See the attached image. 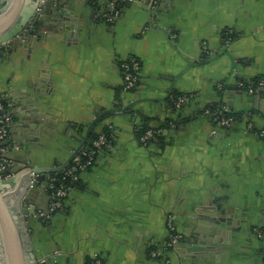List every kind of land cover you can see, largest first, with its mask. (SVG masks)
Instances as JSON below:
<instances>
[{"label":"crops","instance_id":"0c3cea01","mask_svg":"<svg viewBox=\"0 0 264 264\" xmlns=\"http://www.w3.org/2000/svg\"><path fill=\"white\" fill-rule=\"evenodd\" d=\"M108 1L70 4L74 29H41L1 54L0 97L13 122L16 108L27 125L11 127V167L64 162L101 108L164 98L171 78L196 62L169 98L190 96L177 113L168 98L107 116L113 144L63 208L51 212L39 184L11 187L24 249L38 264H84L96 255L104 264H264V139L256 133L264 91L240 85L264 76V0H123L112 22ZM132 58L139 85L119 98L121 64ZM217 103L241 119L219 125L204 112ZM141 116L176 119L164 147L140 143ZM169 223L180 238L166 251Z\"/></svg>","mask_w":264,"mask_h":264},{"label":"water","instance_id":"95a60500","mask_svg":"<svg viewBox=\"0 0 264 264\" xmlns=\"http://www.w3.org/2000/svg\"><path fill=\"white\" fill-rule=\"evenodd\" d=\"M159 2L165 3L166 0H160ZM70 4L83 7L85 4H90V0H0V56L1 54L4 55L5 52L11 53L20 42H30L34 38V35L38 34L41 29H45L46 31L53 29L52 31L54 33L74 29V26L71 25L73 18L68 11ZM196 64V62H189L179 74L171 78L172 83L169 92L164 98H139L126 105L121 101L119 102V106L101 108V111L87 125L84 134L79 137L78 146L64 162L55 164L54 166L41 167L36 166L30 159H27L26 161L21 160L22 165L17 168H12L9 162L7 168L0 171V241L3 246L2 260L4 264H38L33 261L35 256H31L24 249L18 226L19 216L10 205V196L13 193L11 187H14L18 183L19 187L24 185L29 186L31 173H35L38 175L37 182L41 186L40 188L49 192L47 186L49 182L47 178L48 173L62 171L71 163L74 157L84 148L100 120L105 119L109 115L131 111L134 106L143 101H164L168 99L174 91L175 83L188 70L195 67ZM15 112L16 108H13L16 121L13 122L12 127L15 128V126H18L17 121H20L23 127H26V123L24 124L26 118L20 117V115L18 116ZM29 146V143L24 144L26 149ZM8 160L10 161L9 157ZM32 192L33 190H27L25 194L26 198L24 197L26 199H24L26 201L25 210L28 214L30 213L28 198L32 196Z\"/></svg>","mask_w":264,"mask_h":264},{"label":"built area","instance_id":"2783aa9c","mask_svg":"<svg viewBox=\"0 0 264 264\" xmlns=\"http://www.w3.org/2000/svg\"><path fill=\"white\" fill-rule=\"evenodd\" d=\"M109 12L106 14V19L109 22H112L115 20L116 17L119 15V11L116 9V0H110L109 3ZM122 69V75L124 79V90L130 91L135 84L139 81V70L140 65L137 61L134 59L129 61H124L121 64ZM241 86H243V82L240 83ZM257 89L264 90V81H260ZM250 91H253L254 88L252 86L249 87ZM187 101L186 97H179L176 101L177 107H181L185 102ZM209 113V111L207 112ZM218 114H223L221 110L217 111ZM216 123H218L221 126H229L232 123V119L225 117V116H216L214 118ZM13 123V115L12 112L9 109V104L4 103V99L0 97V171H3L7 168L8 163L10 162L7 157V152L9 149V136L11 132V127ZM248 127L250 129H254L253 124L249 123ZM257 135L264 139V128L259 129L256 131ZM150 133L146 136V138L149 136ZM104 147H110V144L108 143L105 135H100L98 139L93 141V149L91 151L86 150L84 152L85 155L88 156L87 160L85 162L82 161L81 156L76 155L72 161H74V165L70 166V164L65 168L66 176H71L72 181H75L78 179L77 171L81 170V172H86L89 167L93 165L95 155L103 151ZM70 166V167H69ZM37 174L31 173V181H30V187L35 186L38 184L37 182ZM8 177V175H6ZM53 180V179H51ZM72 188L70 186H62L55 192L51 194L50 199V211L54 212L58 209L63 208L66 197L69 195ZM170 231H173L171 234L172 240L170 242V245H173L176 243L180 235L177 234L174 230V227L171 223H169ZM2 253H3V246L0 241V264H4L2 260ZM99 257V258H98ZM95 260L92 264H103L101 258L102 256L96 255L93 257ZM85 264V263H84Z\"/></svg>","mask_w":264,"mask_h":264},{"label":"trees","instance_id":"16d2710c","mask_svg":"<svg viewBox=\"0 0 264 264\" xmlns=\"http://www.w3.org/2000/svg\"><path fill=\"white\" fill-rule=\"evenodd\" d=\"M110 1V0H109ZM124 6V2L123 0H116V9L119 11V15L118 17L121 15L122 13V9ZM109 12V10L107 11ZM117 18V17H116ZM224 38H226V40H230L234 38V35L232 33H230L229 31H226V33L224 34ZM133 60H127L129 62H131ZM135 61H137L138 63L140 62L138 59H134ZM122 70V69H121ZM253 81V84L250 85L248 82L244 81L243 82V88L248 89L250 86L252 87H257L260 81H264V76L255 78ZM139 85V81L135 84V86L131 89V91H134L137 89ZM124 91V86L120 89L119 91V98L121 93ZM264 91V90H262ZM186 97L188 99V97L190 95H183L180 93H174V95L168 99V109L171 113H177L179 112V110L183 107V105L186 103H184L181 107H177L176 105V101L178 100L179 97ZM4 103L7 104L8 102L6 100H4ZM119 105V103H118ZM221 110L222 111V115L218 114L217 111ZM209 111V115L213 118L216 116H225L228 118L232 119V123L236 120H240L242 115L240 113H235L227 108H225L221 103H217L214 104L213 106H210L209 108H207L204 112H208ZM104 119L100 120L98 122V124L95 126L93 132L90 135L89 140L87 141V143L85 144L84 148L77 154L79 156H81L82 161L85 162L88 158L87 155L84 154V152L86 150L91 151L93 149V141L98 139L100 135H105L108 143L113 144V140H114V135H113V128L107 124L103 123ZM157 122V124H154L153 122ZM174 126H177V122L175 118H164L161 120H156L154 118L151 117H147V116H141V122L136 124V136L138 138V140L140 141V143L144 144V145H148V144H152L155 143L161 147H164L166 144V131H169L170 129H172ZM79 128H81L83 130V126H79ZM149 134V136L146 138V136ZM108 147H104L103 150L107 149ZM99 154V153H98ZM98 154L95 155L94 158V162L98 156ZM93 162V164H94ZM74 165V161H71L70 166ZM69 166V167H70ZM90 169V167H89ZM88 169V170H89ZM67 170V169H66ZM66 170H62V171H57V172H50L48 173V191L50 193V195L55 192L56 190H58L59 188H61L62 186H70L72 189L73 188H79L82 185V173L81 170L77 171L78 174V179L75 181H72L71 176H66L65 172ZM53 179V180H51ZM173 233V231H170V236L168 237L167 241H166V251H170L172 249V246L169 245L172 237L171 234ZM162 256V255H161ZM159 255H157V257H161ZM99 258V257H98ZM96 259H94L93 257L89 258L85 264H92L95 262ZM103 264H104V259L101 258Z\"/></svg>","mask_w":264,"mask_h":264},{"label":"flooded vegetation","instance_id":"af4514ba","mask_svg":"<svg viewBox=\"0 0 264 264\" xmlns=\"http://www.w3.org/2000/svg\"><path fill=\"white\" fill-rule=\"evenodd\" d=\"M108 10H109V8H108ZM115 20H116V18H115ZM130 91H131V90H130ZM130 91H128V92H130ZM123 92H127V91L124 90Z\"/></svg>","mask_w":264,"mask_h":264}]
</instances>
